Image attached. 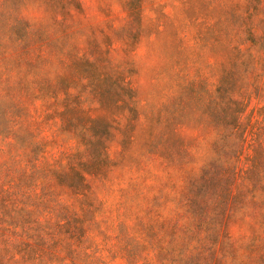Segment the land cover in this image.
Instances as JSON below:
<instances>
[{
    "label": "rangeland",
    "instance_id": "374dc122",
    "mask_svg": "<svg viewBox=\"0 0 264 264\" xmlns=\"http://www.w3.org/2000/svg\"><path fill=\"white\" fill-rule=\"evenodd\" d=\"M0 0V264H264V0Z\"/></svg>",
    "mask_w": 264,
    "mask_h": 264
},
{
    "label": "trees",
    "instance_id": "16d2710c",
    "mask_svg": "<svg viewBox=\"0 0 264 264\" xmlns=\"http://www.w3.org/2000/svg\"><path fill=\"white\" fill-rule=\"evenodd\" d=\"M93 5L95 11L97 12L98 18L105 29L109 28V21L107 19L108 12L106 8L102 5L100 0H89Z\"/></svg>",
    "mask_w": 264,
    "mask_h": 264
}]
</instances>
